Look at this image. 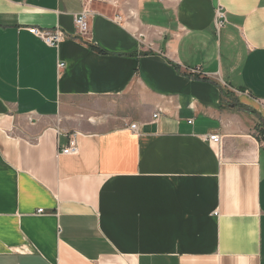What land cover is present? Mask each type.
Wrapping results in <instances>:
<instances>
[{"label":"crops","instance_id":"1","mask_svg":"<svg viewBox=\"0 0 264 264\" xmlns=\"http://www.w3.org/2000/svg\"><path fill=\"white\" fill-rule=\"evenodd\" d=\"M84 2L0 0V264H264V0Z\"/></svg>","mask_w":264,"mask_h":264},{"label":"built area","instance_id":"2","mask_svg":"<svg viewBox=\"0 0 264 264\" xmlns=\"http://www.w3.org/2000/svg\"><path fill=\"white\" fill-rule=\"evenodd\" d=\"M92 0H85L84 6L80 12H78L74 16V24L77 28V30L80 33H87L89 30V15H90V2ZM217 25L221 26L223 24L224 16L223 13L220 11H217ZM116 20L118 22L121 21V16L117 15ZM28 32L42 40L44 43L50 46H57L59 43H61L65 38L66 35L63 31H61L59 28H40V27H30L28 28ZM64 65L63 62L59 63V67H62ZM157 116V112L153 113V117ZM129 127L132 130H136V123L129 124ZM210 143L212 144H218L219 143V136L217 134H209L205 137ZM78 152L76 140H75V134L69 138L68 143L66 147H63L60 151L62 154H76ZM38 211H42V209H38Z\"/></svg>","mask_w":264,"mask_h":264}]
</instances>
